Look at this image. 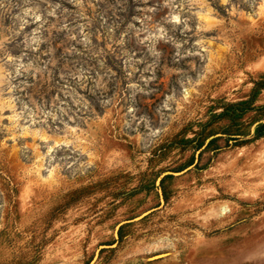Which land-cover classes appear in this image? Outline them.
<instances>
[{"label":"rangeland","instance_id":"1","mask_svg":"<svg viewBox=\"0 0 264 264\" xmlns=\"http://www.w3.org/2000/svg\"><path fill=\"white\" fill-rule=\"evenodd\" d=\"M261 123L264 0H0V264H264Z\"/></svg>","mask_w":264,"mask_h":264},{"label":"water","instance_id":"2","mask_svg":"<svg viewBox=\"0 0 264 264\" xmlns=\"http://www.w3.org/2000/svg\"><path fill=\"white\" fill-rule=\"evenodd\" d=\"M212 138H213V137L209 138L208 141H210ZM208 141H207V142H208ZM189 168H191V167H189ZM189 168H187V169H185V170H181V171H166V172H164V173L159 177L158 182H159V180H161L163 177H165V176H167V175H181V174H183L185 171H187ZM159 192H160V194H161V200H162V202H163V197H162L161 189H159ZM152 211H153V210L147 211V212H145V213H143V214H141V215H139V216H137V217H135V218H133V219L126 220V221H124L123 223H121L119 226H121V225L124 224V223H128V222H132V221L140 220L141 218H143L144 216H146L147 214H149V213L152 212ZM108 246H109V245H104V246H102V247H108ZM92 263H93V262H92ZM92 263H90V264H92Z\"/></svg>","mask_w":264,"mask_h":264},{"label":"trees","instance_id":"3","mask_svg":"<svg viewBox=\"0 0 264 264\" xmlns=\"http://www.w3.org/2000/svg\"><path fill=\"white\" fill-rule=\"evenodd\" d=\"M262 132H264V123H261V124L257 127V135H261Z\"/></svg>","mask_w":264,"mask_h":264}]
</instances>
